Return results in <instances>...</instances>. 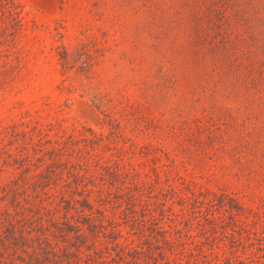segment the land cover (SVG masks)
I'll list each match as a JSON object with an SVG mask.
<instances>
[{
	"label": "rangeland",
	"instance_id": "374dc122",
	"mask_svg": "<svg viewBox=\"0 0 264 264\" xmlns=\"http://www.w3.org/2000/svg\"><path fill=\"white\" fill-rule=\"evenodd\" d=\"M168 3L0 0V264H264V109L175 52Z\"/></svg>",
	"mask_w": 264,
	"mask_h": 264
},
{
	"label": "trees",
	"instance_id": "16d2710c",
	"mask_svg": "<svg viewBox=\"0 0 264 264\" xmlns=\"http://www.w3.org/2000/svg\"><path fill=\"white\" fill-rule=\"evenodd\" d=\"M168 4V17L163 26L169 33L175 52L189 56L199 55L201 64H204L202 69L205 71V77L213 79L212 85L222 88L225 93L234 94L235 100L241 104L248 117L260 114L257 109H264V23L261 24L260 13L248 10L233 11V18L230 17L232 22H228L229 17H223V30H218L217 13L223 0H211L210 7L207 6V0H169ZM223 8L230 12V7L224 5ZM253 8L255 5L251 9ZM78 203L82 210L87 209V213L81 211L76 223L81 227L77 228L64 222L57 230L73 234L76 232L75 235H79L80 239L83 230L88 233L95 232L97 219L86 198H82ZM38 221L40 222V217ZM53 230L52 227L51 235ZM43 231L40 224L32 223L28 233L34 232V237L26 239L21 229L18 234L13 233L8 239L22 249L26 246L29 248L42 240L47 243V239H40ZM46 232H49V227ZM134 252L137 253L136 249ZM31 257L32 253L29 254L26 264L32 260ZM43 260L48 261V257H43Z\"/></svg>",
	"mask_w": 264,
	"mask_h": 264
}]
</instances>
